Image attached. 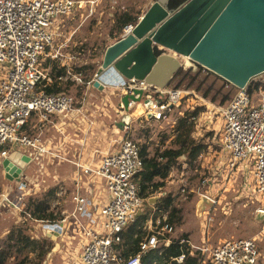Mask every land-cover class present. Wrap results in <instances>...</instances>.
<instances>
[{
	"label": "built area",
	"instance_id": "built-area-1",
	"mask_svg": "<svg viewBox=\"0 0 264 264\" xmlns=\"http://www.w3.org/2000/svg\"><path fill=\"white\" fill-rule=\"evenodd\" d=\"M79 6L81 3L76 0H0V160L8 158L16 147L21 150L34 148L38 154L53 155L52 149L44 146L40 137H32L23 130L27 121L35 113L46 121L54 116L65 117L84 110L86 103L77 106L70 94H48L38 89L39 83L47 78L41 65L42 56L53 43L61 21ZM75 77L78 79V76ZM94 80L89 81L88 86L93 85ZM117 87L130 93L135 88L143 89L145 98L150 99L149 103L143 102L145 116L157 121L166 119L188 92L170 86L160 88L140 80H133L129 86L120 84ZM248 89L238 88L224 107V129L220 141L231 171L236 170L240 163L252 164L254 193L264 199V98L254 102ZM128 120L123 121L122 128L127 133L130 131ZM80 167L82 176H94L105 181L109 197L102 206L91 205L92 202L81 195L73 197L77 204L73 215L79 213L86 219L80 224L86 239L81 246L78 264H142L147 252L172 242L167 234L174 231V226L168 222L167 214L160 212L156 218L157 226L140 242L139 251L128 258L122 254L123 232L144 212L148 201L141 196L137 181L144 161L141 146L136 141L124 137L117 150L102 157L99 166ZM20 181L16 188V200L4 191L0 193V205L14 206L27 218L44 223V231L48 233L51 229L53 233L58 231V223L39 220L25 210L23 201L27 182L23 177ZM262 211L264 202L257 208V213ZM256 239L231 237L217 245L206 242L199 248V262L260 264L261 252ZM184 258L185 254H182L177 260L181 263Z\"/></svg>",
	"mask_w": 264,
	"mask_h": 264
},
{
	"label": "rangeland",
	"instance_id": "rangeland-1",
	"mask_svg": "<svg viewBox=\"0 0 264 264\" xmlns=\"http://www.w3.org/2000/svg\"><path fill=\"white\" fill-rule=\"evenodd\" d=\"M76 1L81 3V6L70 16L65 17L61 21L58 28H56L53 43L47 48L41 61L51 57L71 67L74 64L81 65L83 62L85 63L91 60L100 61L109 44L117 39L109 36L110 29L113 26L114 14L117 11L125 10L130 7L134 8L135 12H141L142 16L155 0ZM130 29L131 28L128 30ZM179 59L185 68L174 76L169 86L170 88H179L188 91L187 94H184L185 96L182 97L181 103L179 102L180 105L175 106L172 111L167 114L166 119L155 121L145 116L143 102H145L144 99L146 100L147 98L144 96L143 101L135 103L130 107L127 113L126 120L129 119L130 131L128 133L120 131L119 127L116 128V126H113L114 128L112 127V130L123 137H130L140 146L148 145L150 156H153L165 149L177 148L178 146L173 143V139L177 132L178 119L187 110H193L198 107L202 108L203 112L196 120L194 136L199 142L207 144V149L192 165L189 164L185 156L179 158L177 165L171 172L173 179L171 183L173 186L172 194L175 197L174 203L191 215L190 225L187 224L185 227L183 226L182 229L190 230L200 235V232L206 227V232L211 235L212 241L215 243H217L219 239L229 237H256L261 252L260 263L264 264V219L259 217V213H257V208L263 204L264 199L260 195H255V193H253L252 178L250 181H246V178L247 180L249 178L242 172L235 174V176L227 175L224 170L225 166L220 165V161L225 158V153L222 151V144L220 141V135L224 129L222 111L238 92V87L214 72L204 69L203 66L191 61V59L189 63H187V60H184V56H180ZM48 71L49 69L45 68L47 77ZM70 72L71 74H69V76H71L75 83L66 93L73 96L76 105L80 106L83 102L87 103L90 100V98L85 95L87 88H90L91 91L98 90V88L95 87V84L88 86L89 82L85 80V75L76 74L72 70H70ZM196 75H198L196 80L192 82L193 77ZM75 76H78V79ZM94 78V81L98 79L96 74L93 79ZM253 81L264 82V75L255 78ZM84 84H86V87ZM41 87L42 86L39 85L38 89H42ZM108 87L111 88L112 91L114 90L115 93L113 92V94L116 96V99L119 98V94L123 93L117 86ZM208 89L211 90L209 95L205 97L204 94ZM42 90L46 92L44 88ZM125 93L128 92H124L123 94ZM252 96L254 102H260L264 98V88L255 92ZM99 97L100 96L92 98ZM226 97L228 98L224 101ZM122 107L123 106L120 107L118 105V108ZM115 114L116 112L114 111L112 120L116 119L118 122L124 120L120 118L121 116L115 117ZM112 123L114 124V122ZM117 126H122L123 128V124ZM110 146L113 147L112 145ZM221 151L223 155H221ZM59 164L60 162L58 161L53 168L48 169H50V171L56 168L59 169ZM241 164L250 167L249 170L242 168L245 172H249L253 168L252 164L249 162L240 163V165ZM37 167L31 166L28 171L31 172ZM5 171L4 165L0 164V193L7 191L10 193L11 198L16 200L15 186L16 184L18 185V180L9 179ZM157 180L160 181L159 179ZM42 181L45 182V185H48L46 191L38 192L34 194L33 197H45L48 191L55 185L53 183V177H42ZM28 184H30V182H28ZM212 187H219L213 189L214 191L211 190V193L213 192V194L216 195L215 210L210 214L197 217L195 205L197 197H200L202 194H207V191H210ZM30 196H32V194L26 195L23 201L24 208H26ZM62 197L63 196L59 199L57 194L55 196H50L54 213L58 214L60 217L62 216L60 211L62 206L59 204V201ZM23 206L21 205V207ZM146 213L147 209L143 214ZM29 222L30 221L25 220L23 211H20L14 206H9L8 204H1L0 243L3 244L7 236L19 228H24L29 233L37 230L42 235L44 223H38L42 224V226L40 225L38 228H35L30 226L31 224ZM204 224L205 226L203 227ZM146 226L147 224L144 226V230H146ZM197 236L196 234L194 238ZM40 239L46 240L43 252L41 249L28 248L26 254L23 255L21 259L13 256L9 259L7 264H19L25 256H27L26 264H78L81 248H78V251L76 250L77 252L75 251L74 254L72 252L70 255H66L59 250L54 251V243L56 241L48 240L43 236H41Z\"/></svg>",
	"mask_w": 264,
	"mask_h": 264
},
{
	"label": "water",
	"instance_id": "water-1",
	"mask_svg": "<svg viewBox=\"0 0 264 264\" xmlns=\"http://www.w3.org/2000/svg\"><path fill=\"white\" fill-rule=\"evenodd\" d=\"M168 3L155 0L134 27L106 48L95 87L129 86L140 80L166 88L185 68L180 56L238 88L264 75V0H188L176 9ZM145 94L141 88L125 93L122 110L128 112L132 102L143 101ZM29 160L13 151L3 161L6 176L20 181ZM214 206L213 199L202 195L197 215ZM259 217L264 219V211Z\"/></svg>",
	"mask_w": 264,
	"mask_h": 264
},
{
	"label": "crops",
	"instance_id": "crops-1",
	"mask_svg": "<svg viewBox=\"0 0 264 264\" xmlns=\"http://www.w3.org/2000/svg\"><path fill=\"white\" fill-rule=\"evenodd\" d=\"M120 38L115 39V41ZM115 41L111 43H114ZM103 56L104 54L99 61V67L102 63ZM113 92L114 90L112 91L108 86H106L103 90L96 89L95 91H91L90 88H87L85 95H87L90 100L86 103L84 110H82V113L73 112L65 117L54 116L46 121L43 120L39 114L35 113L27 121L23 130L32 137H40L41 143L48 149H52L54 153L53 155L38 154L37 150L34 148L21 150L16 147L15 149V151H20L30 157V160L24 167L22 176L24 178L23 180H26L27 182V185L25 186L26 195H34L38 192L46 191L48 185H45V182L42 181V177L47 176L49 178L53 177V183L58 187V198L60 199V197L63 196L59 201V204L64 208L61 207L60 211L62 216L56 222L59 224L57 227L58 231H55V233H48L47 231H43L41 235V233L36 230L31 231L30 234L32 236L34 235L35 238H40L41 236H43L48 240L56 241L54 243V251L59 250L60 252H64L66 255H70L72 252L74 254L76 250L78 251V248H81L82 243L86 239L85 230L80 226V224L85 222L86 219L83 218L79 213H77L76 216L73 215V212L77 207V204L74 201L73 197L75 195L86 197L92 202L91 205L93 206H102L107 202L109 197V193L105 187V181L103 179H96L94 176H82L81 174H83V172L80 166L82 165L97 167L99 166L102 157L106 153L117 150L120 147V142L124 137L116 134L112 130V127H119V130L123 131L122 126L120 127L117 125L123 124L122 122L126 119L128 112L122 110V108H118V105L120 107L122 106L121 98L124 95V92L122 94H119L118 99H116V96H114ZM97 96L100 97L92 98ZM134 104L135 103H132L131 106H133ZM114 111L116 112L115 117L121 116L120 118L124 120L120 122H118L116 119L112 120L114 117ZM112 122H114V124ZM110 145H112L113 147H111ZM222 151L221 155H223ZM58 161L60 162L59 169L56 168L55 170L53 169V171H50V169L48 168H53ZM0 164L3 165L2 159L0 160ZM220 165L225 166L224 170L227 175L229 174L235 176V174L242 172L244 173V175H246V177L249 178L248 180L246 178V181H250V179L252 178V170H250L249 172H245L242 170V168L249 170L250 167H248L247 165L241 164L236 168V170L231 171L228 167V157L226 154L224 160L220 161ZM31 166H39L41 168L37 167L35 168V170L29 172L28 169ZM161 181L164 182V185L161 186L159 190H157L151 197H149L148 201L145 204L144 212L147 209V204L152 207V212L150 213L149 219L146 222L147 234L151 233L155 226H157L156 218L161 214H159L158 212L157 201L162 196L172 193V174L170 173L169 177ZM17 182L18 184L20 183L19 180ZM28 182H30V184H28ZM18 186L19 185L16 184L15 187L17 188ZM215 188L216 187H212L210 191H207V194L202 195H208L213 199H216V195L213 194V192L211 193V190L214 191L213 189ZM200 197H197V202L195 203L196 215L197 204L200 200ZM215 206L204 211L203 215H207L213 212L215 210ZM182 214V224L176 226L173 225L174 231L170 234H167V237L173 240L179 238L183 234H188L191 247L190 250L198 259L201 255V251L199 248L204 245V243L207 242L213 245H217L218 243H221L224 240L228 239L224 238L219 239L217 243L213 242L211 235L206 232V227H204L205 224L203 225L204 228L200 232V235L199 233H195L190 230H183V226L185 227L187 224L190 225L191 215H189L188 212L184 209ZM197 217L199 216L197 215ZM25 220L30 221V226H33L35 228H38V226L40 225L42 226V224H38L42 222L27 218L26 216ZM196 234L198 236L194 238Z\"/></svg>",
	"mask_w": 264,
	"mask_h": 264
},
{
	"label": "trees",
	"instance_id": "trees-1",
	"mask_svg": "<svg viewBox=\"0 0 264 264\" xmlns=\"http://www.w3.org/2000/svg\"><path fill=\"white\" fill-rule=\"evenodd\" d=\"M188 0H169V7L176 9ZM141 16V12H135L134 8H126L117 11L113 17V26L110 29L109 36L112 38H120L127 32L129 28L134 27ZM49 47V46H48ZM47 47V48H48ZM157 53L161 52L157 50ZM99 61L83 62V64H74L71 66L62 63L58 59L51 57L41 61L43 68L49 69L48 77L39 83L41 88L48 93H66L70 90L75 81L68 75V69L76 74L85 75L87 82L91 81L97 73ZM203 68V67H201ZM205 69V68H204ZM208 70V69H206ZM210 71V70H209ZM69 76V77H67ZM198 75L194 76L192 82L196 80ZM86 87V84H84ZM39 87V86H38ZM264 88V82H254L249 86V94ZM211 89L205 92V97L209 95ZM226 97L224 101L227 99ZM202 108L187 110L177 121V132L173 139V143L177 148L165 149L153 156H150L149 146H141V155L144 161V167L138 175L137 181L140 185V194L142 197H151L169 177L172 169L177 165L179 158L185 156L189 164H193L196 159L207 149V144L199 142L195 136L196 120L202 114ZM157 179H160L158 181ZM58 187L55 185L48 191L45 197L37 198L30 196L26 204V211H29L33 217L48 222H57L60 218L54 213L50 196L57 194ZM175 197L172 193L162 196L157 201L158 212L168 214V222L172 225H180L183 220V209L174 203ZM152 207L147 204V213L141 214L137 220L131 224L127 230L123 232V256L125 258L136 254L140 249V242L147 235L144 226L149 219ZM184 240V242H182ZM46 240L33 237L26 229L19 228L10 233L3 244L0 243V264H7L13 256L20 258L26 254L28 248L41 249L45 247ZM188 234H183L179 238L173 239L169 245H163L158 250L147 252L143 258L142 264L157 262L156 264H200L199 259L191 254ZM16 254V255H15ZM185 254L183 262H179L177 258ZM27 256L22 258L19 264H26Z\"/></svg>",
	"mask_w": 264,
	"mask_h": 264
},
{
	"label": "bare ground",
	"instance_id": "bare-ground-1",
	"mask_svg": "<svg viewBox=\"0 0 264 264\" xmlns=\"http://www.w3.org/2000/svg\"><path fill=\"white\" fill-rule=\"evenodd\" d=\"M184 60H187V63H189L190 58L189 57H184Z\"/></svg>",
	"mask_w": 264,
	"mask_h": 264
}]
</instances>
